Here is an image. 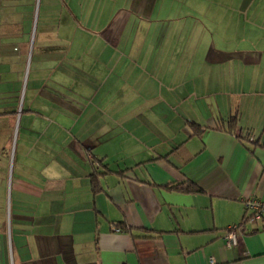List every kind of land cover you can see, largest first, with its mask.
I'll return each mask as SVG.
<instances>
[{"label":"crops","instance_id":"obj_1","mask_svg":"<svg viewBox=\"0 0 264 264\" xmlns=\"http://www.w3.org/2000/svg\"><path fill=\"white\" fill-rule=\"evenodd\" d=\"M49 2L22 104L30 38L0 35V264H264L263 220L224 240L264 200V0Z\"/></svg>","mask_w":264,"mask_h":264},{"label":"rangeland","instance_id":"obj_2","mask_svg":"<svg viewBox=\"0 0 264 264\" xmlns=\"http://www.w3.org/2000/svg\"><path fill=\"white\" fill-rule=\"evenodd\" d=\"M49 1L51 0H0V35L3 32L9 34V32L14 31V33L19 35V38H30L32 47V56L30 55L25 65V80L23 81L22 79L24 83L18 92L20 104L23 103L25 93L28 94L31 91V81L34 76L33 71L37 65L36 58L40 40L39 31L45 22V17L49 25L54 24V13L47 10L49 8ZM21 34H24V37ZM9 39L11 42H14V40H17V37H9ZM4 40V36L3 38L0 37V42ZM4 63V61H0V64ZM5 72H1L2 77L0 78L3 85L7 81ZM9 89L10 91L8 92L12 95L11 98H14L17 93L16 89L14 90L13 87ZM22 127L23 119L20 125L18 116H16L14 127L10 132L7 127L2 128L0 126V221L4 223L5 227L8 225L7 206H9L11 198V183L14 187L15 177L19 172L20 174L22 173L17 165V147L22 142V139L26 137V133ZM12 176L14 177L13 179ZM12 193V199H14L15 191L12 190Z\"/></svg>","mask_w":264,"mask_h":264},{"label":"built area","instance_id":"obj_3","mask_svg":"<svg viewBox=\"0 0 264 264\" xmlns=\"http://www.w3.org/2000/svg\"><path fill=\"white\" fill-rule=\"evenodd\" d=\"M245 221L252 222L257 220L264 221V200L246 199L244 201ZM243 231V226L240 223L228 226L224 233L225 244L228 247L237 245L239 242V235Z\"/></svg>","mask_w":264,"mask_h":264},{"label":"trees","instance_id":"obj_4","mask_svg":"<svg viewBox=\"0 0 264 264\" xmlns=\"http://www.w3.org/2000/svg\"><path fill=\"white\" fill-rule=\"evenodd\" d=\"M233 125H234V123H233ZM95 182H96L95 179L92 178V187H93L94 191L97 188V184ZM167 188L173 189V190H178V191H184V192L200 191V188L189 180H184V181H181L179 183H171V184L167 185ZM244 219H245V214H244L242 221L240 222V224H242V226H244V223L246 222ZM243 229H244V227H243Z\"/></svg>","mask_w":264,"mask_h":264}]
</instances>
